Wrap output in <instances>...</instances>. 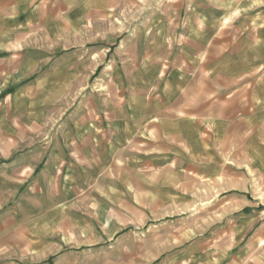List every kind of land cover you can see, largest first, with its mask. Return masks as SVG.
I'll list each match as a JSON object with an SVG mask.
<instances>
[{"label": "crops", "instance_id": "1", "mask_svg": "<svg viewBox=\"0 0 264 264\" xmlns=\"http://www.w3.org/2000/svg\"><path fill=\"white\" fill-rule=\"evenodd\" d=\"M259 197L264 0H0V264H259Z\"/></svg>", "mask_w": 264, "mask_h": 264}, {"label": "rangeland", "instance_id": "2", "mask_svg": "<svg viewBox=\"0 0 264 264\" xmlns=\"http://www.w3.org/2000/svg\"><path fill=\"white\" fill-rule=\"evenodd\" d=\"M259 203H260V205L261 204H263L262 206V208H263V213L262 214H260L259 216H257L256 217V220H257V222H259V223H261L262 224V226L264 227V197H259V198H257L256 199ZM206 217V218H205ZM202 218H205L208 222H211V221H213V219L214 220H216L217 218H219V216H216V215H212L210 218H209V216L207 217V216H205L204 214H201V215H199L198 217H196L195 219L196 220H199V221H202ZM185 234H187V232H185ZM263 239H264V234H263ZM264 244V243H263ZM264 251V250H263ZM260 258H262L261 259V263H259V264H264V252L262 253V257H260Z\"/></svg>", "mask_w": 264, "mask_h": 264}]
</instances>
